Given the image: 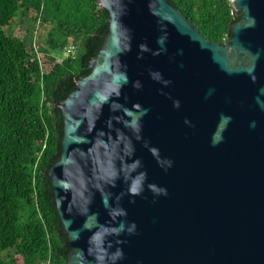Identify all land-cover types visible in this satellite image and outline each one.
<instances>
[{
	"label": "water",
	"instance_id": "water-1",
	"mask_svg": "<svg viewBox=\"0 0 264 264\" xmlns=\"http://www.w3.org/2000/svg\"><path fill=\"white\" fill-rule=\"evenodd\" d=\"M207 39L170 0L109 26L47 170L65 264H264V0Z\"/></svg>",
	"mask_w": 264,
	"mask_h": 264
},
{
	"label": "trees",
	"instance_id": "trees-1",
	"mask_svg": "<svg viewBox=\"0 0 264 264\" xmlns=\"http://www.w3.org/2000/svg\"><path fill=\"white\" fill-rule=\"evenodd\" d=\"M170 1L214 42L224 43L238 21L229 0ZM18 16L39 24L47 48L9 31ZM108 26L99 0H0V264L67 261L47 175L62 152L63 116L54 105L90 73ZM73 43L76 53L62 56Z\"/></svg>",
	"mask_w": 264,
	"mask_h": 264
},
{
	"label": "rangeland",
	"instance_id": "rangeland-1",
	"mask_svg": "<svg viewBox=\"0 0 264 264\" xmlns=\"http://www.w3.org/2000/svg\"><path fill=\"white\" fill-rule=\"evenodd\" d=\"M35 30H37V34L35 33L36 31H34V28ZM38 26L39 24H35L32 22V20L30 19H26V18H23L22 16H18L17 19H16V23H15V28H10L9 31L12 32V34L16 35L17 33V30L20 31V34L18 36H20V38H26L28 40V38L32 37L33 38V43L32 45L36 48H38L37 46L40 44L41 47H45L47 48V37H48V34L44 33V32H40L38 31ZM61 55H66L65 52H61Z\"/></svg>",
	"mask_w": 264,
	"mask_h": 264
},
{
	"label": "built area",
	"instance_id": "built-area-1",
	"mask_svg": "<svg viewBox=\"0 0 264 264\" xmlns=\"http://www.w3.org/2000/svg\"><path fill=\"white\" fill-rule=\"evenodd\" d=\"M230 2V0H229ZM37 34V30L35 32ZM225 41L227 40L226 38L224 39ZM77 48H78V45L77 44H70L66 47V50H65V54L66 55H70V54H75L76 51H77ZM44 264H47V263H44Z\"/></svg>",
	"mask_w": 264,
	"mask_h": 264
}]
</instances>
